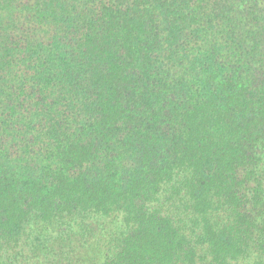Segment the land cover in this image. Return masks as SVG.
Segmentation results:
<instances>
[{"label": "trees", "instance_id": "trees-1", "mask_svg": "<svg viewBox=\"0 0 264 264\" xmlns=\"http://www.w3.org/2000/svg\"><path fill=\"white\" fill-rule=\"evenodd\" d=\"M107 219L102 264H264V0H0V264Z\"/></svg>", "mask_w": 264, "mask_h": 264}, {"label": "rangeland", "instance_id": "rangeland-1", "mask_svg": "<svg viewBox=\"0 0 264 264\" xmlns=\"http://www.w3.org/2000/svg\"><path fill=\"white\" fill-rule=\"evenodd\" d=\"M120 224L110 219L91 221L87 223L84 230L74 229V233L78 234L79 241L71 240V245L79 247L75 249V256L71 264H102L104 240L110 232L115 231ZM78 230V231H77ZM31 264H51L43 257H39ZM63 264H68L67 262Z\"/></svg>", "mask_w": 264, "mask_h": 264}]
</instances>
